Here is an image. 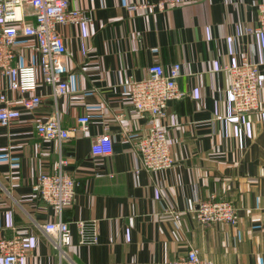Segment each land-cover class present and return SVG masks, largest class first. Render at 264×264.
Wrapping results in <instances>:
<instances>
[{
    "label": "crops",
    "instance_id": "1",
    "mask_svg": "<svg viewBox=\"0 0 264 264\" xmlns=\"http://www.w3.org/2000/svg\"><path fill=\"white\" fill-rule=\"evenodd\" d=\"M68 1L85 19L57 27L67 94L54 97L39 85L41 103L27 110L0 73V88L20 113L0 127V240L26 241L18 264H166L191 248L210 264H264V34L248 33L264 0H178L163 7L162 0ZM14 51V63L38 66L33 37H17ZM243 56L258 64L261 99L257 111L236 115L226 68ZM176 63L184 96L168 103L160 121L174 163L136 174L133 144L147 125L127 97L129 83L152 64L167 71ZM83 115L88 132H73ZM55 116L70 137L38 138L35 124ZM102 133L113 139V152L94 156L92 140ZM60 157L75 193L58 213L33 185ZM211 198L235 207V226L195 219L197 203ZM58 220L69 223L72 244L55 251L42 225ZM76 221L96 222L95 243L79 244Z\"/></svg>",
    "mask_w": 264,
    "mask_h": 264
},
{
    "label": "built area",
    "instance_id": "2",
    "mask_svg": "<svg viewBox=\"0 0 264 264\" xmlns=\"http://www.w3.org/2000/svg\"><path fill=\"white\" fill-rule=\"evenodd\" d=\"M178 0H162L159 7L176 4ZM136 5L129 7L136 9ZM257 23L248 33L264 34V1L257 3ZM85 19L84 14L69 7L68 0H0V73L7 79V88L18 95V101L27 110H33L41 103V96L35 93L39 85L50 87L54 97L68 92L65 80L63 56L66 49L62 36L57 30L59 25L77 24ZM20 35L33 37L38 52V66H22L14 63V45ZM229 77L228 92L234 114L257 111L260 106V86L258 64L243 56L240 62L226 68ZM180 65H171L167 71L162 66L152 64L146 68L145 75L138 81L129 83L127 97L133 109L141 118L146 119V129L136 137L133 148L139 158L140 171L155 172L170 168L174 161L170 154V144L166 126L160 121L165 118L170 101L181 99L184 93L177 86ZM19 111L13 106L6 92L0 88V127L17 121ZM89 117L77 118L73 132L86 134L89 130ZM40 139L67 140L69 131L61 126L58 116L34 127ZM106 130V129H105ZM91 154L106 157L113 152V139L108 133L93 138ZM67 161L60 157L51 173L36 177L33 191L58 213L73 202L75 181L65 172ZM195 219L201 224L221 223L235 226L237 214L235 207L228 201L211 198L197 203ZM173 218H179L175 212ZM79 237V244H93L97 241L95 221H76L73 223ZM52 248L60 251L72 244L69 223L58 220L42 225ZM90 234L88 235V233ZM27 250L26 241L19 237L0 240L2 264H18ZM166 264H210L202 259L196 249H189L179 258Z\"/></svg>",
    "mask_w": 264,
    "mask_h": 264
}]
</instances>
